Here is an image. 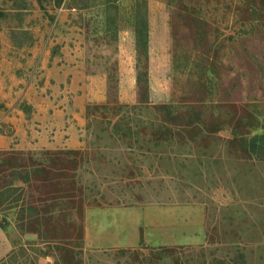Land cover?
Masks as SVG:
<instances>
[{
    "label": "rangeland",
    "instance_id": "1",
    "mask_svg": "<svg viewBox=\"0 0 264 264\" xmlns=\"http://www.w3.org/2000/svg\"><path fill=\"white\" fill-rule=\"evenodd\" d=\"M0 231V264H264V0H0Z\"/></svg>",
    "mask_w": 264,
    "mask_h": 264
},
{
    "label": "crops",
    "instance_id": "2",
    "mask_svg": "<svg viewBox=\"0 0 264 264\" xmlns=\"http://www.w3.org/2000/svg\"><path fill=\"white\" fill-rule=\"evenodd\" d=\"M75 139H76V140H75ZM75 139H74V137L71 138V139H68V140H67L68 145H70V144H75V145H77V143H79V142L77 141L78 136H77ZM0 232H1V231H0ZM2 242H3V241H2ZM3 247H5V246H3Z\"/></svg>",
    "mask_w": 264,
    "mask_h": 264
}]
</instances>
